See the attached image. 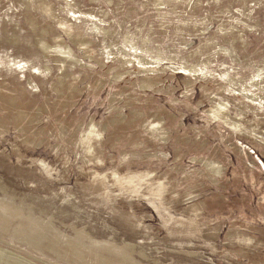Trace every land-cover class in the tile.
<instances>
[{
	"label": "rangeland",
	"instance_id": "374dc122",
	"mask_svg": "<svg viewBox=\"0 0 264 264\" xmlns=\"http://www.w3.org/2000/svg\"><path fill=\"white\" fill-rule=\"evenodd\" d=\"M0 264H264V0H0Z\"/></svg>",
	"mask_w": 264,
	"mask_h": 264
},
{
	"label": "flooded vegetation",
	"instance_id": "af4514ba",
	"mask_svg": "<svg viewBox=\"0 0 264 264\" xmlns=\"http://www.w3.org/2000/svg\"><path fill=\"white\" fill-rule=\"evenodd\" d=\"M214 111H216L215 113H217V114H222V113L220 112V108H218V107L215 108Z\"/></svg>",
	"mask_w": 264,
	"mask_h": 264
},
{
	"label": "bare ground",
	"instance_id": "6f19581e",
	"mask_svg": "<svg viewBox=\"0 0 264 264\" xmlns=\"http://www.w3.org/2000/svg\"><path fill=\"white\" fill-rule=\"evenodd\" d=\"M221 107H222L221 105H220V106H218V108H220V109H221Z\"/></svg>",
	"mask_w": 264,
	"mask_h": 264
}]
</instances>
